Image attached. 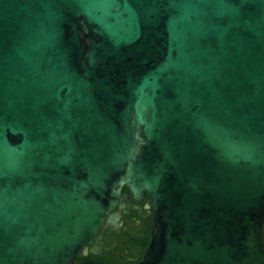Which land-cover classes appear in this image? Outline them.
<instances>
[{
	"label": "water",
	"instance_id": "water-1",
	"mask_svg": "<svg viewBox=\"0 0 264 264\" xmlns=\"http://www.w3.org/2000/svg\"><path fill=\"white\" fill-rule=\"evenodd\" d=\"M125 187L137 264H264V0H0V264H99Z\"/></svg>",
	"mask_w": 264,
	"mask_h": 264
},
{
	"label": "flooded vegetation",
	"instance_id": "flooded-vegetation-1",
	"mask_svg": "<svg viewBox=\"0 0 264 264\" xmlns=\"http://www.w3.org/2000/svg\"><path fill=\"white\" fill-rule=\"evenodd\" d=\"M154 209L148 195L134 200L127 189L122 190L117 205L107 214L94 240L77 254V263L137 264L150 242ZM264 249V226L261 231ZM94 249L96 253H91Z\"/></svg>",
	"mask_w": 264,
	"mask_h": 264
},
{
	"label": "trees",
	"instance_id": "trees-1",
	"mask_svg": "<svg viewBox=\"0 0 264 264\" xmlns=\"http://www.w3.org/2000/svg\"><path fill=\"white\" fill-rule=\"evenodd\" d=\"M124 189H127L126 187Z\"/></svg>",
	"mask_w": 264,
	"mask_h": 264
}]
</instances>
